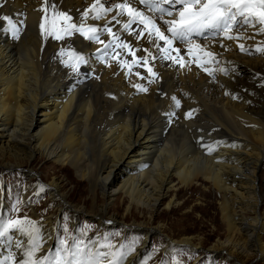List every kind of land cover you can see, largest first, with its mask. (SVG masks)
<instances>
[{"label": "bare ground", "instance_id": "obj_1", "mask_svg": "<svg viewBox=\"0 0 264 264\" xmlns=\"http://www.w3.org/2000/svg\"><path fill=\"white\" fill-rule=\"evenodd\" d=\"M93 2L48 0L74 22ZM130 2L141 7L138 0ZM44 5L45 0H0V172L22 169L27 181L23 200L32 201L35 193L45 192L55 205L43 218L33 207L27 216L41 226L38 255L55 248L57 216L67 212L72 219L81 214L94 218L102 229L121 226L139 234L140 244L127 252L123 264H132L143 245L160 235L166 251L176 245L197 251L198 256L223 253L221 259L230 264L263 259L264 55L257 47L264 49V33H258L259 26L233 28V36L244 37L239 40L207 31L194 35L193 41L213 57L196 49V55H191L186 44L175 42L183 58L180 66L161 60L146 39L137 41L113 21V31L132 44L136 58L145 55V48L157 57L148 64L155 76L142 66L126 75L128 68L119 61L132 62L128 49H115L119 53L115 55L110 48V56L98 61L104 53L97 50L103 46L78 33L63 41L45 39L40 29ZM52 12L49 6V17ZM114 14L87 23L102 26ZM4 15L17 22L18 38L8 29ZM100 39L107 43L111 36L104 32ZM241 44L248 50L242 51ZM69 45L87 60L78 72L63 62L66 55H60V49ZM249 51L260 55L236 54ZM137 84L147 91L134 87ZM48 165L51 173L44 171ZM32 173L45 178L42 190ZM74 179L79 185L85 183L88 206L67 200L64 186ZM196 185L209 188L218 199L222 231L207 248L202 232L171 228L167 232L159 212L161 207L171 211L183 204L180 191ZM5 199L0 192V209ZM8 235L10 242L0 238V260L13 252L18 264L23 252L15 241L27 246L29 237L18 229ZM89 239L98 240L95 235Z\"/></svg>", "mask_w": 264, "mask_h": 264}, {"label": "snow or ice", "instance_id": "obj_2", "mask_svg": "<svg viewBox=\"0 0 264 264\" xmlns=\"http://www.w3.org/2000/svg\"><path fill=\"white\" fill-rule=\"evenodd\" d=\"M106 4L111 6L106 7ZM138 4L142 7L133 6L130 0H122L114 4L112 0H94L88 8L84 9L80 20L74 22L73 17L67 12L57 10L55 4L49 5L48 0H45L42 8L45 16L40 23V29L45 39L50 36L55 40L63 41L65 37L78 33L88 41H95L103 46L102 49L97 50L104 53L100 56L102 60L106 59L110 48L113 49L115 55L119 54L115 52V49H128L129 55L133 57L132 62L129 63L127 59L119 61L121 67L128 68L126 75L131 73L133 67L142 66L152 76L156 73L148 67V64L150 60H155L157 57L145 48L142 50L145 55L136 58L132 44L122 40L120 33L113 31L115 25H120L121 32L128 33L137 41L146 39L157 50L161 60H170L180 66L184 64L183 58L179 56L181 49L174 47L177 41L186 44L187 51L191 55H196L193 51L196 49L205 57H213L212 52H205L201 45L193 41L194 35L203 36L207 31L214 34L221 33L230 40H239L244 37L242 35L233 36L231 31L242 25L259 26L258 33H264V0H138ZM49 6L53 9L51 17L48 15ZM112 12L115 14L111 20H105L102 26L87 23L89 19L103 20L108 13ZM173 15L176 16L175 19L165 18ZM123 17L126 19H121ZM2 19L7 21L8 29L11 30L13 37L18 38L20 29L17 27V22L13 21L11 15H4ZM158 20L162 24L157 23ZM18 23L23 24L24 21L20 20ZM104 32L111 36L107 43L100 39ZM239 47L242 51L248 50L243 44ZM257 51H264V49L257 47ZM173 52L176 55H173ZM60 55L61 57L67 56L63 62L70 66L73 72H78L80 65L87 63L85 57L72 49L71 45L68 48L62 47ZM196 62L201 63L198 58ZM205 71H208L209 75L212 74L208 68H205ZM221 71L226 70L221 69ZM136 75L139 76L140 73L137 72ZM134 87L147 91L141 84L134 85ZM176 106H180L178 100ZM187 115L190 116L191 113ZM211 150L209 148V151ZM11 229H18L21 234L29 237L27 246L20 240L15 241V247L22 249L23 252L18 264H123L124 257L127 255L124 252L112 251L114 246L110 243L100 244L98 240L79 239L75 235L60 240L54 251L49 249L46 254L38 255L42 248V236L41 226L36 221L25 217L23 220L8 219L0 222V238L7 237L10 242L12 237L8 234ZM65 231L67 233V228ZM101 249H107V251ZM0 264H17L16 253L9 252L4 259L0 260Z\"/></svg>", "mask_w": 264, "mask_h": 264}, {"label": "rangeland", "instance_id": "obj_3", "mask_svg": "<svg viewBox=\"0 0 264 264\" xmlns=\"http://www.w3.org/2000/svg\"><path fill=\"white\" fill-rule=\"evenodd\" d=\"M249 53L236 54L248 56L247 58H254L258 54L260 55V52L251 53V51H249ZM107 55L110 56V53ZM263 55L264 51L261 52V56ZM244 56L243 58H245ZM98 61H101L100 57H98ZM89 76L92 77V74H89ZM214 83L216 82L214 81ZM40 165L41 162L37 165L36 169ZM51 167V165L46 166L44 171L51 173L53 170ZM32 174L34 179L33 182L39 185L37 189L42 190V186L46 184L45 178L41 177L40 179L37 174ZM72 175L73 174L69 177L71 178ZM76 181L78 180L74 179L72 183H66L64 186L66 198L72 203L84 202V204L87 203L86 205L88 206L90 201L88 200L86 185L85 183L79 185ZM26 184L27 181L26 178H24L22 169L15 168L0 172V192L6 195L5 204L0 209V222L7 221L8 219L23 220L25 216L29 218L27 216L32 207L39 213L41 212V218L44 217V213L49 212L51 209L54 210L55 205L49 200L45 192L35 193L32 201L29 200L28 197L27 199L29 202H25L23 200L22 190ZM201 192L205 194V197H200ZM180 194L183 197V204L176 206L171 211H166L163 207L159 210L162 214V219L166 226L165 228L167 232L171 229L174 231L191 229L202 232L204 236L207 237V241L204 243L203 247L207 248L209 242L214 240L217 233H221L222 231L219 219L218 199L211 195L209 188H202L199 185H196L195 188L190 190L182 189ZM118 213H122V209H119ZM127 219V221H129V218ZM57 223L59 224V228L56 234V246L53 248V251L59 245L60 240L70 235H75L79 239L84 240H87L90 235H95L100 244L110 243L114 246L112 251L124 253L134 251L142 239L139 234L133 233L132 229L122 230L121 226H110L102 229L99 227L96 219L90 218L84 214L72 219L67 215V212L65 214L59 212ZM66 228L68 230L67 233L65 231ZM81 233H83V235ZM162 239L163 236L160 235L159 238H153L151 241L146 242L140 249L139 254L136 255V259L132 264H175L177 261L179 264H230L221 259L224 255L223 253L209 252L208 254L205 253L198 256L197 251L191 252L187 247L176 245L170 247V250L166 251L163 249ZM101 250L107 251V249ZM263 260L264 258H255L248 264L263 262Z\"/></svg>", "mask_w": 264, "mask_h": 264}]
</instances>
